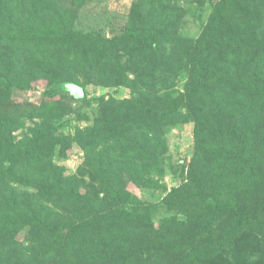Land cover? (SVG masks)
Returning a JSON list of instances; mask_svg holds the SVG:
<instances>
[{
  "label": "trees",
  "instance_id": "16d2710c",
  "mask_svg": "<svg viewBox=\"0 0 264 264\" xmlns=\"http://www.w3.org/2000/svg\"><path fill=\"white\" fill-rule=\"evenodd\" d=\"M88 1L0 0V264H202L246 232L264 237V0H218L191 39L176 0H134L111 37L75 28ZM182 68L180 94L158 87ZM41 78L31 106L19 94ZM91 82L132 96L101 97L93 121L63 134L46 111L87 99ZM188 122L181 183L140 199L129 184L157 187L166 130ZM74 144L86 159L67 175L55 157Z\"/></svg>",
  "mask_w": 264,
  "mask_h": 264
},
{
  "label": "rangeland",
  "instance_id": "374dc122",
  "mask_svg": "<svg viewBox=\"0 0 264 264\" xmlns=\"http://www.w3.org/2000/svg\"><path fill=\"white\" fill-rule=\"evenodd\" d=\"M187 11L183 24L179 30L181 36L191 39L200 35L203 25L207 22L214 4L218 0H176ZM134 0H89L77 16L75 28L82 31H94L105 34L108 37L120 33L125 27L131 12ZM68 6V3H65ZM65 6V7H66ZM167 57L170 62H175L179 54L169 44ZM161 74L168 76L158 82L160 89L171 87L174 95L180 94L184 89L187 79L186 69H180L171 73L168 69L161 70ZM84 80V78H82ZM49 85L47 79H38L33 88L27 93L19 94L24 97L31 106H39L44 93ZM89 96L87 99L62 98L46 111L54 123H63V134H74L80 127L86 126L93 121L98 113V101L101 97L129 98L132 96L131 89L126 86H106L88 83ZM33 109L31 112H36ZM30 124V123H29ZM194 122L179 124L167 129L163 137L167 145V151L162 156V170L153 173L157 187H146L135 183L129 184V189L140 199L148 202H159L166 194V187L171 188L181 183V176L185 166L190 162L195 152ZM23 134L18 131L16 136L21 138ZM59 152V148L57 150ZM86 159L85 151L80 145L74 144L66 157L57 155L56 163L65 166L67 175H75ZM89 180V178H87ZM24 189L23 186H18ZM155 219L164 215L162 210L156 211ZM21 241L28 245L27 231L18 236ZM202 264H264V237L246 232L236 245L225 250L217 259L203 260Z\"/></svg>",
  "mask_w": 264,
  "mask_h": 264
},
{
  "label": "water",
  "instance_id": "95a60500",
  "mask_svg": "<svg viewBox=\"0 0 264 264\" xmlns=\"http://www.w3.org/2000/svg\"><path fill=\"white\" fill-rule=\"evenodd\" d=\"M74 89V92L76 93V94H79L80 93V89L79 88H73Z\"/></svg>",
  "mask_w": 264,
  "mask_h": 264
}]
</instances>
